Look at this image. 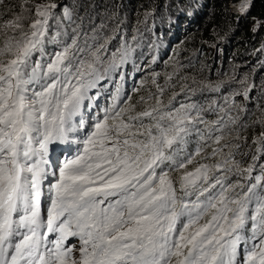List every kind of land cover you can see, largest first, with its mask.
I'll list each match as a JSON object with an SVG mask.
<instances>
[{
	"label": "snow or ice",
	"instance_id": "1",
	"mask_svg": "<svg viewBox=\"0 0 264 264\" xmlns=\"http://www.w3.org/2000/svg\"><path fill=\"white\" fill-rule=\"evenodd\" d=\"M56 8L35 5L28 31L21 15L2 26L13 34L0 46V264H264V132L247 167L241 143L225 141L243 110L234 97L255 85L245 76L222 105L171 107L175 94L161 97L177 69L134 104L123 69L144 55L143 33L76 24L68 42L74 9L61 21ZM46 43L59 47L50 59Z\"/></svg>",
	"mask_w": 264,
	"mask_h": 264
},
{
	"label": "trees",
	"instance_id": "2",
	"mask_svg": "<svg viewBox=\"0 0 264 264\" xmlns=\"http://www.w3.org/2000/svg\"><path fill=\"white\" fill-rule=\"evenodd\" d=\"M229 1L30 0L25 4V0H3L0 3V46H3L7 36L13 34L11 30L3 29L6 21L16 15L24 16L26 19L22 21L23 30L28 31L29 25L36 19L35 5L52 2L57 4L54 12L61 21L64 20L61 12L65 5L74 9L73 19L76 23L68 29V42L72 35L71 28H75L76 24H81L84 31H91L96 25L106 23L105 34L117 25L129 36L134 29L143 33L144 55H138L135 64L129 63L123 69L124 93L125 96L131 95V102L134 104L141 96L156 93V87L152 84L155 73L160 74L157 83L165 86L166 76L179 69L178 74L169 82L172 86H165L166 91L161 97L167 105L175 94L171 107L191 101L207 106L213 100L217 105H222L224 96L243 90L244 86L238 82L247 76L255 87L247 99L242 95L234 97L236 104L243 110H232L231 114L239 118L225 133L226 142L241 143L242 154L237 159L242 167H247L257 147L253 141L264 132V125L256 123L264 116V0H253L250 9L243 15L233 13L229 8ZM146 13H150L147 19ZM80 17H84L83 23ZM49 25V35L59 30L55 17L49 21ZM64 26L68 27L66 21ZM116 39L119 40V35ZM56 51H59L57 45L46 43V59H50ZM38 56L39 53L33 60ZM232 77L235 79L218 92L204 87ZM141 81L144 83L141 84ZM182 87L184 91H181ZM133 88L138 91L132 92ZM187 88H194L196 91L192 94ZM141 107L139 105L137 111ZM204 115L206 120L214 121L218 114L206 112ZM237 135L246 139L234 140ZM195 140L196 136L193 134L187 146L189 152L194 150ZM206 151L211 152V147ZM199 159L198 157L197 160ZM261 161L264 162V156ZM195 166V163L189 165L188 170ZM172 175L175 178L179 173ZM237 179L239 177L231 175L229 183Z\"/></svg>",
	"mask_w": 264,
	"mask_h": 264
},
{
	"label": "rangeland",
	"instance_id": "3",
	"mask_svg": "<svg viewBox=\"0 0 264 264\" xmlns=\"http://www.w3.org/2000/svg\"><path fill=\"white\" fill-rule=\"evenodd\" d=\"M245 2V3H243ZM253 0H236V1H229V8L232 10L233 13L238 14V15H243L245 14L249 9L250 6L252 5ZM242 8H246V11H242ZM255 175V172L253 173ZM67 244H75L76 248L78 249L80 246V241L76 237H70Z\"/></svg>",
	"mask_w": 264,
	"mask_h": 264
},
{
	"label": "clouds",
	"instance_id": "4",
	"mask_svg": "<svg viewBox=\"0 0 264 264\" xmlns=\"http://www.w3.org/2000/svg\"><path fill=\"white\" fill-rule=\"evenodd\" d=\"M68 242V241H67Z\"/></svg>",
	"mask_w": 264,
	"mask_h": 264
}]
</instances>
